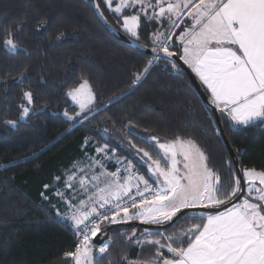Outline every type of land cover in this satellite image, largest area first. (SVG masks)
I'll use <instances>...</instances> for the list:
<instances>
[{
    "label": "snow or ice",
    "instance_id": "1",
    "mask_svg": "<svg viewBox=\"0 0 264 264\" xmlns=\"http://www.w3.org/2000/svg\"><path fill=\"white\" fill-rule=\"evenodd\" d=\"M90 3L108 27L105 12L133 40L142 38L143 24L152 27L147 37L150 51L147 45H138L150 58L142 72L133 74L134 84L159 61L179 75L182 61L205 87L210 106L231 128L264 123V0ZM19 30H8L0 46L17 50L15 32ZM66 95L79 111L70 115L65 110L63 116L75 123L88 121L96 101L89 80L82 78ZM22 96L26 103L18 105L21 120L29 116L34 103L30 90ZM4 123L17 125L14 120ZM103 132L107 134L108 129ZM148 141L153 142L155 157L147 148L129 142L143 172L108 143L96 144L94 155L86 153V164H74L43 185L41 197L76 237L74 249L65 252V258L71 264H102L112 243L104 239L105 227L137 221L143 227L119 234L129 247L141 251L150 247L152 255L136 260L124 256L123 264H264V169H237L231 187L225 189L220 174L209 167V157L194 140L176 136L161 141L149 136ZM91 143V137L84 138L85 146ZM112 162L114 171L108 168Z\"/></svg>",
    "mask_w": 264,
    "mask_h": 264
},
{
    "label": "trees",
    "instance_id": "2",
    "mask_svg": "<svg viewBox=\"0 0 264 264\" xmlns=\"http://www.w3.org/2000/svg\"><path fill=\"white\" fill-rule=\"evenodd\" d=\"M105 15L123 32L111 14ZM16 28L21 29L15 32L20 47L10 51L0 46V264H71L64 253L75 247L72 228L57 220L40 193L54 176L94 152L83 144L86 136L100 145L108 143L143 172L142 162L106 137L107 127L152 151L154 157L147 137L190 138L209 157V167L220 174L224 188L231 187L235 172L231 157L211 111L184 72L177 75L159 61L134 84L133 74L142 72L150 57L109 34L89 0H0V38ZM151 31L143 24L137 42L151 48L147 39ZM82 78L89 80L96 101L90 119L80 124L68 121L63 112H77L66 93ZM29 90L34 103L21 120L18 105L26 103L22 92ZM220 119L240 168L264 169V123L235 130ZM5 120L17 121L16 127ZM131 228L105 227L106 240L112 243L102 264H123L124 256L136 260L152 255L150 247L142 251L129 247L119 234Z\"/></svg>",
    "mask_w": 264,
    "mask_h": 264
},
{
    "label": "water",
    "instance_id": "3",
    "mask_svg": "<svg viewBox=\"0 0 264 264\" xmlns=\"http://www.w3.org/2000/svg\"><path fill=\"white\" fill-rule=\"evenodd\" d=\"M90 2V0H89ZM91 4V3H90ZM92 6V5H91ZM93 9V7H92ZM94 11V9H93ZM95 13V11H94ZM97 19L101 22V24L103 25V27L108 31L109 34H111L113 37H115L117 40H119L120 42L124 43L125 45L135 49V50H138L142 53L145 54V48L144 47H139L138 45H142L140 43H138L137 41L133 40L132 38H130L129 36H127L125 33L123 32H120L119 30H117L116 28H114L110 23L111 25V28L108 27V25H106L99 17L98 15L95 13ZM113 29H115V31H113ZM149 51H150V47H148ZM180 65H182V71L184 72V74L187 76V78L189 79L190 83L192 84V86L195 88L196 92L198 93V95L200 96L202 102L204 103V105L211 111L212 115H213V118L217 124V127L219 130V133L221 135V138L224 142V145L226 147V149L228 150V153L231 157V160L233 162V165H234V169H235V172L237 169H241L240 166H239V162L233 152V149L231 148L228 140H227V137L225 136V133H224V129H223V125H222V122H221V119H220V113L218 111L215 110L214 106H210L209 104V98L208 96L206 95L201 83L199 82L198 78L195 76V74L191 71V69H189L187 67V65H183V62L180 61L179 62ZM237 175H241V173H237ZM124 226H129V227H138V228H141L143 226L139 225V222L137 221H133V222H129L128 224H122ZM107 238V235L104 237V239L106 240ZM96 242L99 243L100 242V239L99 237L96 238ZM98 253H96V256H97Z\"/></svg>",
    "mask_w": 264,
    "mask_h": 264
},
{
    "label": "rangeland",
    "instance_id": "4",
    "mask_svg": "<svg viewBox=\"0 0 264 264\" xmlns=\"http://www.w3.org/2000/svg\"><path fill=\"white\" fill-rule=\"evenodd\" d=\"M76 108H77V111H79V109H78L77 106H76ZM107 129H108V132H107V134H105L106 137H108L109 139H112L117 145H119L124 151H126L129 155H131V157H133L136 161L141 162L139 160V157H137V156L134 155V150L129 147L130 140H128L127 138H125L121 133H118V132L114 131L111 127H107ZM85 155L86 154H84L81 158H79L78 160H76L75 162H73L69 166V168L72 167L74 164L81 163V162H83V164H86L87 161L85 160ZM87 155L88 156H92V155H94V152L87 153ZM83 164H82V166H83ZM108 168H109V170L114 171V169H113L112 165H110V163L108 164ZM53 203H56L55 199H53ZM60 211L61 212L64 211L63 206H60ZM97 255H100V254L98 253Z\"/></svg>",
    "mask_w": 264,
    "mask_h": 264
},
{
    "label": "built area",
    "instance_id": "5",
    "mask_svg": "<svg viewBox=\"0 0 264 264\" xmlns=\"http://www.w3.org/2000/svg\"><path fill=\"white\" fill-rule=\"evenodd\" d=\"M86 137H91V136H86ZM91 140H92V143L89 144V145L94 149V146H95L97 143L93 140L92 137H91ZM113 163H114V162L110 163V165H112V167H113ZM113 169L115 170L114 167H113ZM75 243H76V237H75Z\"/></svg>",
    "mask_w": 264,
    "mask_h": 264
},
{
    "label": "crops",
    "instance_id": "6",
    "mask_svg": "<svg viewBox=\"0 0 264 264\" xmlns=\"http://www.w3.org/2000/svg\"><path fill=\"white\" fill-rule=\"evenodd\" d=\"M198 78V77H197ZM199 80V79H198ZM200 82V81H199ZM201 83V82H200ZM162 141V140H161ZM153 143V142H152Z\"/></svg>",
    "mask_w": 264,
    "mask_h": 264
}]
</instances>
